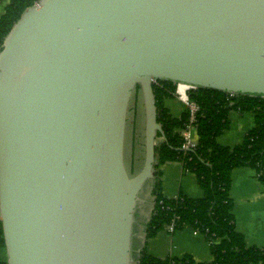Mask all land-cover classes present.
Masks as SVG:
<instances>
[{"label":"water","instance_id":"water-1","mask_svg":"<svg viewBox=\"0 0 264 264\" xmlns=\"http://www.w3.org/2000/svg\"><path fill=\"white\" fill-rule=\"evenodd\" d=\"M154 80L264 98V0H41L23 13L0 49L7 264L137 262L135 214L167 141ZM136 92L144 158L130 176Z\"/></svg>","mask_w":264,"mask_h":264},{"label":"trees","instance_id":"trees-1","mask_svg":"<svg viewBox=\"0 0 264 264\" xmlns=\"http://www.w3.org/2000/svg\"><path fill=\"white\" fill-rule=\"evenodd\" d=\"M40 1L10 0L4 16L0 18V49L23 13ZM176 88L173 83L161 81L154 85L158 121L167 138L157 147L156 169L169 162L181 163L185 172L196 176L203 197L196 200L182 197L178 201L166 198L159 174H156L154 211L146 225V235L148 239L156 237L175 220L177 230L189 228L206 237L213 261L198 263L190 256L161 260L143 250L135 264H264V246H248L243 235L237 232L230 198L232 173L236 169H254L264 184V98L230 97L220 91L192 89L189 91L190 100L201 108L197 123L199 144L196 150H184L180 131L188 123V111L185 110L180 119H174L165 107L166 100L176 98ZM232 111L251 112L256 119L255 127L247 133L242 144L229 147L220 145L218 138L229 129ZM5 247L0 221V253H5ZM0 264H7L1 255Z\"/></svg>","mask_w":264,"mask_h":264},{"label":"crops","instance_id":"crops-1","mask_svg":"<svg viewBox=\"0 0 264 264\" xmlns=\"http://www.w3.org/2000/svg\"><path fill=\"white\" fill-rule=\"evenodd\" d=\"M9 2L10 0H0V18L4 16ZM165 107L174 119H180L186 110V107L177 98L166 100ZM229 118L230 127L218 138V143L234 147L242 144L247 133L255 127L256 118L251 112L241 113L239 111H232ZM133 154H130L131 164H133ZM143 158L144 149L142 148L138 153L134 167L140 170ZM156 174H159L162 193L166 198L173 199L180 196L196 200L203 197V191L196 176L185 172L179 162H169L162 165ZM231 180L230 198L233 202L236 230L243 235L248 246L263 247L264 184L258 178L255 170L248 169V167L234 170ZM151 185L142 194V201L138 204L135 214L132 244L135 261H138L143 250H146L150 256L161 260L182 259L185 256H190L198 263L212 262L211 247L206 237L192 229L185 228L177 230L175 233L163 230L156 237L147 238L146 225L154 211V196ZM0 255L5 257L4 252H1Z\"/></svg>","mask_w":264,"mask_h":264},{"label":"rangeland","instance_id":"rangeland-1","mask_svg":"<svg viewBox=\"0 0 264 264\" xmlns=\"http://www.w3.org/2000/svg\"><path fill=\"white\" fill-rule=\"evenodd\" d=\"M139 142V144H138ZM137 143V144H136ZM135 146H137L135 151ZM144 149V114L142 98L139 92L132 97L128 110L126 129V158L125 165L130 176L139 172V168L134 167L136 158L141 149ZM133 151V152H132ZM133 154V164L130 162V154ZM148 187V186H147ZM145 188L144 192L147 190ZM143 192V194H144ZM5 259L7 260L6 254Z\"/></svg>","mask_w":264,"mask_h":264},{"label":"built area","instance_id":"built-area-1","mask_svg":"<svg viewBox=\"0 0 264 264\" xmlns=\"http://www.w3.org/2000/svg\"><path fill=\"white\" fill-rule=\"evenodd\" d=\"M36 3L35 5H37ZM159 81L154 80V85H157ZM176 98L186 107L188 111L189 118L188 123L184 127L183 130L180 131V135L183 140L182 148L184 150H196L199 144L198 136H197V126H198V115L201 111L200 105L194 101L190 100L189 91L192 88L188 87L183 89L181 85H176ZM230 97H235L233 94H229ZM175 200H181L182 197L176 196L173 198ZM1 221V216H0ZM166 231L169 233H175L177 231L175 220L166 228Z\"/></svg>","mask_w":264,"mask_h":264},{"label":"bare ground","instance_id":"bare-ground-1","mask_svg":"<svg viewBox=\"0 0 264 264\" xmlns=\"http://www.w3.org/2000/svg\"><path fill=\"white\" fill-rule=\"evenodd\" d=\"M181 87H182V88H185V89L187 88V86H185V85H181Z\"/></svg>","mask_w":264,"mask_h":264}]
</instances>
